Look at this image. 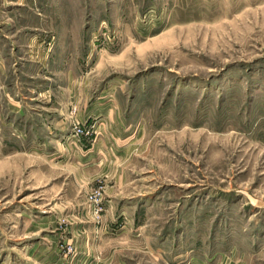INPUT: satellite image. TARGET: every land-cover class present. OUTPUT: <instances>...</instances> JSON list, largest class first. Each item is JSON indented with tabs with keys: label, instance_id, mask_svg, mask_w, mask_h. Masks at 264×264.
Listing matches in <instances>:
<instances>
[{
	"label": "rangeland",
	"instance_id": "obj_1",
	"mask_svg": "<svg viewBox=\"0 0 264 264\" xmlns=\"http://www.w3.org/2000/svg\"><path fill=\"white\" fill-rule=\"evenodd\" d=\"M0 264H264V0H0Z\"/></svg>",
	"mask_w": 264,
	"mask_h": 264
}]
</instances>
